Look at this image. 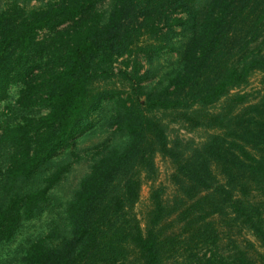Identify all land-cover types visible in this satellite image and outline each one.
Returning a JSON list of instances; mask_svg holds the SVG:
<instances>
[{
    "label": "trees",
    "instance_id": "16d2710c",
    "mask_svg": "<svg viewBox=\"0 0 264 264\" xmlns=\"http://www.w3.org/2000/svg\"><path fill=\"white\" fill-rule=\"evenodd\" d=\"M69 23L60 70L51 74L43 99L46 112L4 128L14 147L9 178L30 179L73 142L105 99H116L115 123L128 141L103 153L81 180L66 209L70 235L58 244L33 242L17 264H165L161 229L168 219L181 241L193 235L212 243L223 240V230L230 234L234 222L241 243L221 264H264L258 188L264 183V97L252 102L255 97L243 92L254 73L264 75V0H57L39 7L13 1L0 11V101L39 66L35 59L47 51L41 31ZM176 27L191 33L183 65L167 87L146 90L136 58L169 48ZM166 112L211 131L209 138L188 152L172 145L156 119ZM156 154L172 160L178 192L166 199L152 190L143 222L135 206L141 175L154 169ZM73 160L59 164L39 187L5 194L0 246L48 202Z\"/></svg>",
    "mask_w": 264,
    "mask_h": 264
},
{
    "label": "rangeland",
    "instance_id": "374dc122",
    "mask_svg": "<svg viewBox=\"0 0 264 264\" xmlns=\"http://www.w3.org/2000/svg\"><path fill=\"white\" fill-rule=\"evenodd\" d=\"M13 1L26 4L28 7H39L57 0H0V11L6 9ZM71 25L72 23H69L55 30L41 31L40 39L46 41L47 51L43 57L35 59L39 66L29 75L27 84L12 85L7 98L0 101V204H3L6 193L13 191L21 195L35 189L42 184L44 177L59 164L74 159L65 177L50 191L48 202L36 215L22 223L12 240L0 246V264L19 263L27 247L38 240L58 244L68 237L70 225L66 209L79 188L81 180L90 173L92 165L103 153L111 148L121 150L128 141L125 131H120L115 123L118 108L116 99H105L83 122L81 131L75 135L73 142L61 149L51 161L38 167L30 179L15 181L9 178L7 168L11 153H14V147L4 139V128L24 122L26 117L39 116L46 112L43 99L47 96L52 84L51 74L60 70L61 51L66 44L67 33ZM190 37L191 33L188 29L176 27L174 32L168 35L169 48L155 55L139 54L137 56L141 74H145L142 83L146 90H161L170 84L172 77L183 65V55ZM121 61L122 59L118 66H123ZM243 92H247L250 97H255L252 102L263 99V73H254L248 87ZM220 106L221 103H218L210 107V110H218ZM156 119H161L166 126L170 143L178 144L187 152L192 148L202 146L211 134V131L205 128L190 127L175 113H161L156 116ZM71 151L76 152V155H72ZM174 170V164L168 156L156 154L154 169L142 173L140 196L135 211L143 222H145L147 210L151 205L152 190L163 194L166 199H172L178 192V186L172 177ZM258 188H260L259 194L262 195L261 201L264 202V195L261 192V189H264V183H260ZM217 220H220V217H217ZM171 224H174L173 221L168 219L161 229V236L166 239L162 253L165 264H221L220 258L231 260L242 239L239 233L240 228L234 222L231 223L230 234L220 226L223 230L221 234L223 240L218 241L219 243L204 242L193 235H190L186 241H181L179 232H173ZM246 237L262 250L259 242L249 232ZM175 239L176 245L171 247V241ZM167 248L170 250L167 251Z\"/></svg>",
    "mask_w": 264,
    "mask_h": 264
}]
</instances>
